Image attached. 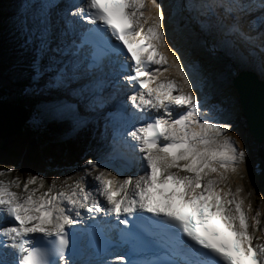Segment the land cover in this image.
<instances>
[{
  "label": "snow or ice",
  "instance_id": "1",
  "mask_svg": "<svg viewBox=\"0 0 264 264\" xmlns=\"http://www.w3.org/2000/svg\"><path fill=\"white\" fill-rule=\"evenodd\" d=\"M57 8L55 0H19L13 16L20 31L36 23L32 81L52 92L51 114L76 128L87 122L81 111L103 107V88L113 90L109 98L126 88L129 123L113 129V150L123 146L120 158L142 174L119 179L86 160L105 207L83 187L57 191L53 182L39 191L42 177L6 179L16 169L0 167V264H109L104 257L114 245L127 246L117 264H264V242L253 243L264 239L261 213L249 215L252 202L228 183L247 151L229 134L230 122L210 120L208 109L201 116L159 0H79ZM176 14L205 35L218 34L242 60L258 58L264 78V0H179ZM170 69L179 84L165 75ZM226 101L221 111L237 109L230 91ZM81 209L93 221L111 213L124 227L113 238L95 223L81 226Z\"/></svg>",
  "mask_w": 264,
  "mask_h": 264
},
{
  "label": "rangeland",
  "instance_id": "2",
  "mask_svg": "<svg viewBox=\"0 0 264 264\" xmlns=\"http://www.w3.org/2000/svg\"><path fill=\"white\" fill-rule=\"evenodd\" d=\"M19 3V0H15L14 3L10 2L7 9L9 11H14L17 9V5ZM14 9V10H13ZM182 17H185L184 15ZM9 21L13 23V16L9 18ZM188 25L191 26L189 22H187ZM197 25H194L192 27H196ZM28 27L30 28L31 25L29 24ZM191 27V28H192ZM19 29V27L17 26ZM198 38H201L203 40H208L209 35H205L198 31V28H194ZM29 33V31H28ZM22 34L21 36L25 37L24 34H27V31L20 32ZM213 39H215V35L211 34ZM29 37V36H28ZM25 37L26 41L25 43L31 44L32 42L29 41V38ZM28 38V39H27ZM217 38V36H216ZM210 41V40H208ZM211 43V42H210ZM32 45V44H31ZM30 45V46H31ZM32 47V46H31ZM215 46L211 43V49L212 51L209 52L208 55H203L201 58H196L193 61H190L187 65L184 66V68L187 70V73H189L193 78L197 79V86L199 88L194 87V94L198 96L205 97V84L208 80L215 79L218 75V72L221 71L223 68L226 69L227 73H230L232 75L233 71L238 70H251L255 72L258 77L260 78V73L258 69H248L247 65H242V62H234L232 55L228 53V51L225 50V53L228 54V57H221L218 53H215L214 50ZM162 53H164L163 48L160 49ZM234 53V52H233ZM235 54V53H234ZM257 64L260 65V61L258 58L255 59ZM190 69L193 70V72L190 71ZM261 70V67H260ZM169 73V74H168ZM166 75L168 79H172L177 82V84L180 83V77L176 74V72H172L169 70ZM225 73V72H224ZM261 79V78H260ZM263 80V79H262ZM220 88L218 86L214 87V90L210 91V97L208 99L209 106L206 108L208 110L212 109L214 112L221 111V106L226 105V97L229 93V91L236 96L238 101V96L236 94V91L232 87L231 83L230 85L223 81L220 83ZM224 91V92H223ZM228 92V93H227ZM46 94H52L49 90L45 89ZM102 98V97H101ZM109 98V96L107 97ZM105 100V99H103ZM51 101L49 98H46L43 94L40 95V97L36 100V107L40 109L39 116H44V120L50 119V118H56L54 117L49 109ZM107 103V101L105 102ZM113 106L110 104L107 107V104L103 106V110H99V115L96 116V121L98 120V117L101 118L99 121L100 125H106L107 127V135L103 139V135L98 131V128H96L95 120L87 118V122L85 125L75 128L74 132H70L68 134V138L64 139L63 142L70 141V143L75 144L77 148H80L82 150L83 157H76L72 160H69V162H65L61 169L58 171L57 178L53 181L55 182L54 188L55 190L59 191L64 188L65 185H67L69 188L73 184L77 185V190H79L80 187L84 188V191L91 192L93 191L92 185L96 183L93 180V175L95 174L93 169L90 166L85 165L86 160H92L94 163L98 166L99 162L101 161V155L103 153L102 149L104 147L103 141L108 143V134L111 131V123L113 112H118V108H112ZM131 109V106H128V110ZM229 111V110H226ZM82 113H84L82 111ZM40 116V117H41ZM126 117V116H125ZM120 121L122 123V126L125 122H129L127 120V117L124 119L123 116H119ZM231 121L232 124V132L229 133L230 135H237L242 139V144L237 145V147H244L247 151V162L245 165H242L238 168L237 172L234 174H229V181L228 183L231 186L232 191H235L236 187L239 186L241 188V192L239 193V196L244 200L245 204H247L249 201L252 202V209L253 211L249 214L252 215L255 213V211L258 209L261 213L262 218L264 217V190L262 191L259 186V181L257 180L258 175L253 173L251 171V166L253 160L258 157L260 154V157L264 159V142H261L260 145H257V143L252 139L250 134L247 131V127L245 124L244 117L241 113L240 107L238 105L237 109L235 110L234 114L231 115ZM105 119V120H104ZM104 121V122H103ZM93 122L95 126L93 125ZM89 124V125H88ZM87 126V127H85ZM118 124L116 125V127ZM122 126H119L122 127ZM85 127V128H84ZM113 127V126H112ZM130 130V129H129ZM113 133V132H112ZM112 138V135H111ZM85 140V141H84ZM264 141V140H263ZM94 145L98 146V149L94 148ZM100 148V151H98ZM262 154V156H261ZM88 168V172H91L92 175H88L85 172V168ZM6 179H10L11 177L8 175L5 177ZM52 182V184H53ZM50 184V185H52ZM49 185L46 184L44 180V187L41 188L39 191H45L47 190ZM32 187V185H30ZM14 191H20L18 188H14ZM262 209V210H261ZM264 219V218H263ZM256 236H260L261 234L259 232L254 233ZM255 243H261L264 242V239L260 241L254 240Z\"/></svg>",
  "mask_w": 264,
  "mask_h": 264
},
{
  "label": "trees",
  "instance_id": "3",
  "mask_svg": "<svg viewBox=\"0 0 264 264\" xmlns=\"http://www.w3.org/2000/svg\"><path fill=\"white\" fill-rule=\"evenodd\" d=\"M8 5L9 0H0V101L22 105L27 120L21 133L0 139V167H14L9 176L32 174L49 185L65 162L83 154L75 144L63 142L76 128L71 119L39 116L36 100L43 89L31 79L34 50L23 46L22 31L9 21Z\"/></svg>",
  "mask_w": 264,
  "mask_h": 264
},
{
  "label": "bare ground",
  "instance_id": "4",
  "mask_svg": "<svg viewBox=\"0 0 264 264\" xmlns=\"http://www.w3.org/2000/svg\"><path fill=\"white\" fill-rule=\"evenodd\" d=\"M159 2L163 5V9H164V14H165L164 23H165V26L167 28L168 42L170 44V47H172L173 49H175L178 52L180 58L183 61V66L187 65L190 61H193L198 57L201 58L203 55H208L209 52L212 51V50H210L211 49V43L215 46V48L213 50L215 53L220 54V56L223 58L229 56L228 54L225 53V50L223 49V47L220 43V39H219L218 34L213 33L215 35V39H213V37L210 34L208 37V40H210V41L198 38V36L194 30V28H198V26L191 28L187 24V22L193 23L194 21H191L189 18H187V16H186L187 21L183 20L180 18V16L182 14H176V6H177L179 0H171L173 7L170 9H168V6H167V4L170 3V0H159ZM60 12H63L62 8L60 9ZM178 20L180 21V25L177 24ZM29 24L31 26L36 25L35 21H31V20L29 21ZM26 35L27 36L29 35L28 31H27ZM216 36H217V38H216ZM163 50H164V54L166 56H168L169 60L171 61V53L168 51L167 48H163ZM227 51L230 54V56L232 55L234 62H242L241 64L247 65L248 69H256V70L258 69V71L260 73V78L263 79V81H264V78H262V76H261V71H262V69L260 70L261 66L257 64L255 59L250 60V61H244L240 58L242 52H234L235 53L234 54L233 51H229V50H227ZM170 71L175 72L172 69H170ZM190 71L193 72L192 69H190ZM222 71H225V73ZM219 72H221V74H219L218 80L215 81V83H213V85L218 86V88H220V85H221L220 83H222L223 81L227 82L230 85L232 75L230 73H227L225 68H223ZM168 74L166 73V75H168ZM187 74L191 78L192 84L195 86V88H199L197 86V79L193 78L189 73H187ZM206 83H209V80ZM104 89L105 88H103L98 93V95L102 98L104 96L105 97L104 101L105 102L107 101V103H109L111 101V99L107 98L108 96L103 95ZM120 96H123V95H120ZM204 101H206V100L200 99V107H201V103ZM121 102H123L122 97L119 98L118 104H121ZM234 112L235 111H226L225 110V111H221L220 113H218V115H216V113H214L213 110L211 109L210 113H209V119L213 120L214 122L224 123L226 121L227 117L229 115L230 116L233 115ZM97 114H99V111H97V109H96L94 114L91 116L95 120V123L98 122V121H96ZM204 115H205V112L202 111L201 116H204ZM98 119H99V121L101 120L100 117H98ZM98 131L103 135V139H104L107 135L106 125L105 126L101 125L100 127H98ZM110 141H111V136H110V134H108V143H106L104 141H103V143H104V145H108L110 143ZM262 142H264V141H262ZM257 145H260V143ZM94 148L98 149V146L94 145ZM98 151H100V148ZM119 152H121V150H119ZM106 155H107V152L101 155V161L99 162V164L101 163V165H103V166L98 165L97 170L100 168H103L106 170V168L104 167V164L106 163V159H105ZM261 156H262V154H261ZM257 161H260V166L263 167L262 172L258 175V178H257V180L259 181L260 189L263 191L264 190V159L262 157H260V154L258 155V157H256L253 160L252 165L254 166ZM251 168H252V166H251ZM140 174H142V172H140ZM12 176H15V175L13 174ZM12 176H10V177H12ZM20 179H21V181H23L22 178H20ZM95 187H96V184H93V188H95ZM263 218H262V216L260 217L261 226H264V219Z\"/></svg>",
  "mask_w": 264,
  "mask_h": 264
},
{
  "label": "water",
  "instance_id": "5",
  "mask_svg": "<svg viewBox=\"0 0 264 264\" xmlns=\"http://www.w3.org/2000/svg\"><path fill=\"white\" fill-rule=\"evenodd\" d=\"M230 82L238 96L247 131L259 144L264 139V81L255 72L245 69L235 71ZM26 120L23 106L0 101V139L21 133Z\"/></svg>",
  "mask_w": 264,
  "mask_h": 264
}]
</instances>
